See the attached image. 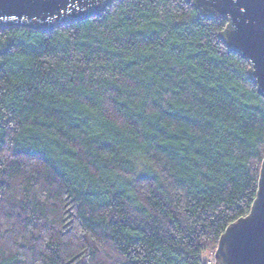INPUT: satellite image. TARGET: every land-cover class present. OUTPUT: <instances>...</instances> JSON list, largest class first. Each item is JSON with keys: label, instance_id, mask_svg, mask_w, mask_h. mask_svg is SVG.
<instances>
[{"label": "trees", "instance_id": "obj_1", "mask_svg": "<svg viewBox=\"0 0 264 264\" xmlns=\"http://www.w3.org/2000/svg\"><path fill=\"white\" fill-rule=\"evenodd\" d=\"M188 0L0 30V264H207L250 213L264 98Z\"/></svg>", "mask_w": 264, "mask_h": 264}, {"label": "water", "instance_id": "obj_2", "mask_svg": "<svg viewBox=\"0 0 264 264\" xmlns=\"http://www.w3.org/2000/svg\"><path fill=\"white\" fill-rule=\"evenodd\" d=\"M116 0H0V30L20 27L52 32L100 16ZM200 16L224 20L218 37L248 63L249 79L264 98V0H188ZM250 213L221 235L214 264H264V159Z\"/></svg>", "mask_w": 264, "mask_h": 264}, {"label": "rangeland", "instance_id": "obj_3", "mask_svg": "<svg viewBox=\"0 0 264 264\" xmlns=\"http://www.w3.org/2000/svg\"><path fill=\"white\" fill-rule=\"evenodd\" d=\"M216 249H210L203 254V259L207 264H214V253Z\"/></svg>", "mask_w": 264, "mask_h": 264}]
</instances>
